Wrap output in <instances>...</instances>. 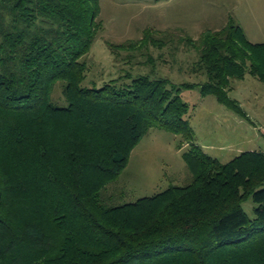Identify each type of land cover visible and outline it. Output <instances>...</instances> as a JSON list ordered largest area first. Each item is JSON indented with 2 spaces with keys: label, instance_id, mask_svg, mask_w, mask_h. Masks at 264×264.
<instances>
[{
  "label": "trees",
  "instance_id": "obj_1",
  "mask_svg": "<svg viewBox=\"0 0 264 264\" xmlns=\"http://www.w3.org/2000/svg\"><path fill=\"white\" fill-rule=\"evenodd\" d=\"M100 12L101 0H0V264H264V152L226 163L207 154L179 93L198 86L245 115L229 91L248 72L264 82V42L233 20L178 40L146 29L112 47L183 44L206 81L87 86ZM147 62L155 67L152 54ZM58 81L64 106L52 99ZM151 127L189 142L192 180L115 204L108 185ZM250 197L254 218L243 208Z\"/></svg>",
  "mask_w": 264,
  "mask_h": 264
},
{
  "label": "rangeland",
  "instance_id": "obj_2",
  "mask_svg": "<svg viewBox=\"0 0 264 264\" xmlns=\"http://www.w3.org/2000/svg\"><path fill=\"white\" fill-rule=\"evenodd\" d=\"M98 19L100 30L85 57L83 85L87 86L112 79L125 86L139 75L165 77L177 84L206 81L205 75L192 72L198 55L183 44L172 41L161 48L146 45L132 51L112 47V43L141 38L146 29L160 31L159 38L168 33L178 40L182 35L197 38L206 29H221L233 20L250 41L264 42V0H101ZM149 54L155 58V67L147 62ZM179 93L190 105L187 118L194 142L207 154L226 163L244 151L264 152V82L249 72L243 79L232 80L229 95L238 100L245 115L220 103L213 94L203 95L198 86L181 88ZM52 99L57 105H67L62 81L55 84ZM189 148L180 134L151 127L119 178L108 185L109 192L115 193L113 203L134 202L171 185L188 184L192 174L183 154ZM256 205L252 197L243 203L251 218Z\"/></svg>",
  "mask_w": 264,
  "mask_h": 264
}]
</instances>
